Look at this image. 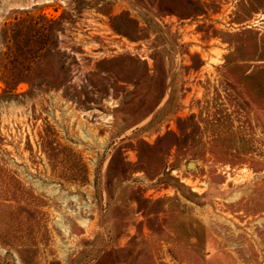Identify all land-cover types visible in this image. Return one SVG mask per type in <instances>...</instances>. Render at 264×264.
Instances as JSON below:
<instances>
[{"label":"rangeland","instance_id":"obj_1","mask_svg":"<svg viewBox=\"0 0 264 264\" xmlns=\"http://www.w3.org/2000/svg\"><path fill=\"white\" fill-rule=\"evenodd\" d=\"M0 264H264V0H0Z\"/></svg>","mask_w":264,"mask_h":264}]
</instances>
